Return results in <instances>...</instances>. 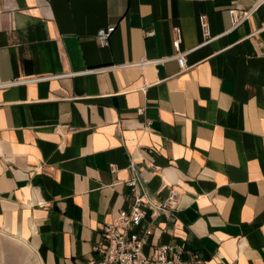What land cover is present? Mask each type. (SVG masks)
Instances as JSON below:
<instances>
[{
    "label": "crops",
    "instance_id": "1",
    "mask_svg": "<svg viewBox=\"0 0 264 264\" xmlns=\"http://www.w3.org/2000/svg\"><path fill=\"white\" fill-rule=\"evenodd\" d=\"M257 2L0 0V230L43 264H94L107 222L136 196L149 206L174 189L177 208L138 229L152 230L146 253L184 245L208 264H264ZM231 9L246 17L234 29ZM200 16L216 37L203 46Z\"/></svg>",
    "mask_w": 264,
    "mask_h": 264
},
{
    "label": "built area",
    "instance_id": "2",
    "mask_svg": "<svg viewBox=\"0 0 264 264\" xmlns=\"http://www.w3.org/2000/svg\"><path fill=\"white\" fill-rule=\"evenodd\" d=\"M257 6H264V0H258ZM237 9L229 11L232 23V29L237 28L245 20L239 19L236 16ZM199 22L204 37V42L201 44L207 45L216 37H212L211 28L206 16H200ZM116 26L111 25L107 28L99 29L96 39L101 47H106L109 44L110 37L115 32ZM154 33H148L152 36ZM173 48L175 54L174 59L177 60L181 70L187 69V55L190 51H182L181 44L183 41L182 29L176 27L172 31ZM166 59L159 60L160 62ZM148 61H141L139 66L144 67ZM31 80H19L10 83L21 84ZM8 86L2 84L0 87ZM139 114L143 113V109L138 110ZM117 167H111L112 172H116ZM127 185L133 189L137 187L135 179L130 180ZM180 194L177 190L171 189L167 198L157 203H150L149 206L144 202L142 197H135L134 202L129 208L121 210L118 216L110 222H107L103 227V238L95 245L94 251L97 258L94 264H208L199 255L193 254L189 258L185 255L190 254L184 245H164L157 246L146 253L148 237L152 234L151 229H146L143 234L138 232L145 219L151 215L157 217L162 213L173 211L178 206Z\"/></svg>",
    "mask_w": 264,
    "mask_h": 264
},
{
    "label": "rangeland",
    "instance_id": "3",
    "mask_svg": "<svg viewBox=\"0 0 264 264\" xmlns=\"http://www.w3.org/2000/svg\"><path fill=\"white\" fill-rule=\"evenodd\" d=\"M22 240L0 230V264H43L38 251Z\"/></svg>",
    "mask_w": 264,
    "mask_h": 264
}]
</instances>
